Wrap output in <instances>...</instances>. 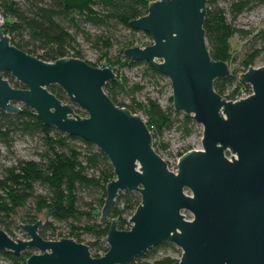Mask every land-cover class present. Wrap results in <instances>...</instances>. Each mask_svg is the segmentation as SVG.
<instances>
[{"label":"water","instance_id":"obj_1","mask_svg":"<svg viewBox=\"0 0 264 264\" xmlns=\"http://www.w3.org/2000/svg\"><path fill=\"white\" fill-rule=\"evenodd\" d=\"M205 7L206 0L149 1L147 13L129 25L148 33L151 43L122 53L166 76L173 109L202 126L201 147L181 154L175 171L155 150L141 114L105 92L115 67L76 57L39 59L13 45L0 28V109L31 107L43 124L85 139L107 156L115 177L106 183L100 221L109 220L119 192L140 197L129 229L111 220L102 238L108 248L100 256L73 238L44 239L40 219L19 224L26 239L0 228V251L19 255L31 248L26 264H128L151 247L171 243L181 249L178 264H264V63L237 73L251 88L247 97L229 100L217 93L214 81L230 69L211 58ZM4 71L24 88L13 87ZM50 85L71 103L57 98Z\"/></svg>","mask_w":264,"mask_h":264},{"label":"trees","instance_id":"obj_2","mask_svg":"<svg viewBox=\"0 0 264 264\" xmlns=\"http://www.w3.org/2000/svg\"><path fill=\"white\" fill-rule=\"evenodd\" d=\"M149 1L152 0H0V28L13 45L39 59L54 61L61 57H76L95 67H115L116 76L104 85L105 92L115 104L143 115L158 152L159 148L168 147V143H158L166 129L177 125L176 128L187 137L198 124L191 116L173 109L171 96L170 104L165 108L149 94L144 100L137 97L146 83L157 86L165 77L151 63L128 59L122 54L125 48L137 46L136 34L148 38L143 46L151 43L148 33L129 25L130 20L147 13ZM221 1L225 0H206L203 29L211 58L228 63L235 60L231 55V38L234 35L244 38L248 34L236 27L234 21L252 7L253 0H226V7ZM89 26L95 27L96 31L92 32ZM258 35L264 39V29ZM80 40L89 42L99 53L98 60L105 63L99 65L87 60ZM263 52L264 45L249 47L240 60L242 71L254 66L256 58ZM124 68L136 69L140 79H129L123 73ZM2 75L13 87L24 88L9 72L4 71ZM213 87L229 100H233L240 90H251L234 73L216 79ZM48 90L71 103L59 86L50 85ZM73 107L78 115H85L76 105ZM15 136L36 138L40 147L35 151V158H18L8 165H0V228L13 237V227L35 223L39 219L37 216L43 213L46 220L42 222L39 234L44 239L73 238L85 242L91 255L103 254L108 247L102 238L107 234L111 220H116L119 229H129L128 216L139 204V195L119 192L109 220L100 221L106 183L115 177L107 156L89 141L43 124L34 110L25 105L13 113L0 109V143L10 148ZM130 195H133L131 200ZM83 235L90 239L85 241ZM160 247L173 245L158 244L128 264H178L171 255H157ZM33 252L31 248L19 255L0 251V256L8 264H26L27 257Z\"/></svg>","mask_w":264,"mask_h":264},{"label":"rangeland","instance_id":"obj_3","mask_svg":"<svg viewBox=\"0 0 264 264\" xmlns=\"http://www.w3.org/2000/svg\"><path fill=\"white\" fill-rule=\"evenodd\" d=\"M221 4L224 7L228 5L226 0L221 1ZM234 24L236 27L242 28L248 32L247 36L244 38H240L239 35H234V37H232L230 40L231 55L235 57V60L228 62V65L230 73H234V75L239 78L237 73L239 71L242 73L244 72L242 71L240 60L244 56L245 51L249 47H262L264 45V39L258 35L261 32V29H264V2H261L260 0H253L252 7L239 14L235 19ZM89 29H91L92 32L96 31V28L92 26H89ZM135 37L137 39L135 41L137 46L139 45L143 47L142 44L148 42V38L144 36L142 37V35L136 34ZM149 41L151 42V40ZM80 42L87 60L96 62L99 65L100 63H105L104 60L101 62L98 60L99 53L93 46H91L89 42L85 40H80ZM263 63L264 52L256 58L254 66H260ZM123 73L133 81H138L140 79V76H138L139 73L136 69L124 68ZM233 87L234 85L231 88ZM146 94L155 97L161 106L165 108L170 104L169 97L171 96V87L169 79L165 76L163 79H161L159 85L157 86H154L151 83H146L145 89L141 93H138L137 97L140 100H144V96ZM141 116L143 117L142 114ZM176 126L177 125H175L173 128L166 129L162 136L158 139V143H168V147L166 149L159 148L158 153L168 163V167L173 170L176 169V167L173 165L181 154L187 150L198 149L201 147L200 141L202 135V126L200 124H198L193 133L187 137H184L181 131L176 128ZM39 147L40 142L36 138L15 136V140L13 141L10 148H7L2 143H0V165H8L13 163L18 158H35V151ZM130 216H128V219ZM37 217L42 222L46 220V216L43 213L39 214ZM12 232L14 238H27V235L19 227H13ZM83 238L85 241L90 239L87 235H83ZM180 253L181 249L173 245V247H160L158 249L157 255H171L172 257L179 260ZM0 264L8 263L0 256Z\"/></svg>","mask_w":264,"mask_h":264},{"label":"built area","instance_id":"obj_4","mask_svg":"<svg viewBox=\"0 0 264 264\" xmlns=\"http://www.w3.org/2000/svg\"><path fill=\"white\" fill-rule=\"evenodd\" d=\"M251 89V88H250ZM251 93V90H250V92L249 91H245V90H240L239 91V93L236 95V97L238 98V99H240V98H244V97H247L249 94ZM234 98L233 100H237V98ZM177 160L178 159H176V161H175V163H174V167H176V164H177ZM169 168V167H168ZM170 169V168H169ZM170 170H173V169H170ZM173 171H175V170H173ZM186 218H190V215L189 214H186Z\"/></svg>","mask_w":264,"mask_h":264}]
</instances>
